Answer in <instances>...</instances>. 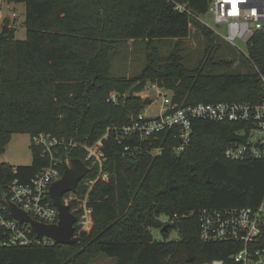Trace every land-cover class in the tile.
I'll use <instances>...</instances> for the list:
<instances>
[{
    "label": "trees",
    "instance_id": "trees-1",
    "mask_svg": "<svg viewBox=\"0 0 264 264\" xmlns=\"http://www.w3.org/2000/svg\"><path fill=\"white\" fill-rule=\"evenodd\" d=\"M8 1L26 4L27 33L16 39L8 23L0 32V152L15 133L100 142L110 178H100L90 190L95 223L90 232L77 227L78 242L0 245V264H88L101 254L115 257L117 264H234L231 255L243 245L202 240L198 214L204 207L257 205L264 195V160L224 155L228 136L240 125L199 120L182 151L170 132L126 140L141 144L135 156L122 153L113 131L105 134L142 111L145 89L154 84L171 90L182 104L261 99L264 34L256 33L248 53L238 56L229 45L221 51L214 30L194 21V33L203 35L205 46L193 61L184 44L192 19L165 0ZM178 1H188L199 15L209 6L208 0ZM130 40L142 43L145 66L136 75L117 74L115 59L125 64L123 46ZM111 92L118 93L117 102L108 101ZM32 149L33 163L19 165L17 175L11 174V164L1 163L0 180H26L44 167L40 148ZM69 154L85 160L87 151L75 147ZM86 163L91 167L86 178H96L99 165ZM82 183L78 194L88 190ZM69 204L74 209L81 202ZM161 215L171 224L158 240L153 229L164 226ZM172 231L177 233L170 238Z\"/></svg>",
    "mask_w": 264,
    "mask_h": 264
},
{
    "label": "built area",
    "instance_id": "built-area-1",
    "mask_svg": "<svg viewBox=\"0 0 264 264\" xmlns=\"http://www.w3.org/2000/svg\"><path fill=\"white\" fill-rule=\"evenodd\" d=\"M165 1L173 3L175 10L187 14L192 19L189 24L191 29L195 28L194 21L212 28L201 16L213 18L217 32L227 42L237 47H239L237 40L248 46L256 33L264 34V0H208V10L203 15L196 13L188 1ZM260 80L263 97L254 101H201L182 104L174 100L171 90L162 88V92L158 93L162 101L157 113L148 114L147 109L141 111L131 117L129 124L108 128L105 136L113 131L118 142L123 144L122 153L135 156L140 153L141 144L132 145L126 143V140L157 139L161 133L170 132L179 141L176 148L182 151L192 141L195 122L199 120L236 122L240 128L235 133L241 135L248 133V138L246 142L229 141L224 151L225 157L235 161L264 160V73L260 74ZM118 100V93L111 92L108 101ZM153 103L154 100L149 105ZM31 142L40 148L41 156L47 163L26 180L19 177L0 180V227L3 229L1 246L56 244L49 237L38 238L29 222H20L14 218L7 200L38 222L47 224L58 222L59 210L50 195V188L63 176L65 165L69 164L71 158L69 153L75 147H83L87 151L85 162L92 161L100 167L96 178H86L87 174L79 184L83 181L82 184L90 191L100 178L104 180L110 178V174L103 170L104 154L99 151L100 142L95 145L82 144L73 138L67 139L52 133L34 134L31 136ZM12 166L11 174L17 175L18 166ZM69 193L74 195L68 204L75 200L81 202L80 206L74 208V211L78 210L75 212L78 216L76 226L80 231H88L93 225L92 209L88 205L89 194L87 199H80L76 192ZM198 217L202 240L237 242L243 245L239 251L231 255L234 264H264V195L257 205L204 207Z\"/></svg>",
    "mask_w": 264,
    "mask_h": 264
},
{
    "label": "rangeland",
    "instance_id": "rangeland-1",
    "mask_svg": "<svg viewBox=\"0 0 264 264\" xmlns=\"http://www.w3.org/2000/svg\"><path fill=\"white\" fill-rule=\"evenodd\" d=\"M25 11H26V4L25 3H17V2H11L8 0H0V32L2 31L3 26L8 23L10 27H12L15 30V38L16 39H25L27 29L25 27ZM210 26H212L211 29L214 30L215 34L217 35L216 42L221 45V51L227 50V46H231L234 50L238 52V56L240 55V52H243L245 54L248 53V46L246 43L242 42L241 40H237V46L230 44L225 40L223 36H221L215 26L214 20L211 17L207 16H201ZM191 29V28H190ZM197 30V26L195 25V28L191 29L192 34L190 37L185 39V46H186V52L192 53L193 61H196L199 57V54L202 53L203 48L205 46V42L203 39V35L200 33H194ZM219 31H221L219 29ZM222 32V31H221ZM138 42H133L132 40L129 41V43L125 46H123L124 50L128 49V60H125V64H123L121 61L122 59L117 58L116 63L117 66H119L117 69H115V72L117 74H130V75H136L139 74L143 67L145 66L146 57L142 53L141 50L142 46ZM123 50V52H124ZM225 55L229 56V58H232L233 55L228 53V51L224 52ZM238 58V57H237ZM236 58L237 65L239 63V60ZM115 68V67H114ZM121 69V71H119ZM154 85H150L145 89L144 99L148 96L151 97V101L154 100V103L149 105L146 104V106L142 109V111L147 109L148 114H154L157 113L160 107V103L162 101V97H158V93L162 92V87H158ZM161 90V91H160ZM31 136L30 134L26 133H15L13 134L11 141L9 144L5 147V150L3 152H0V164L3 162H7L14 166L19 165H31L33 163V149L31 144ZM78 190V189H77ZM89 190H85V192L82 194H78V191L75 193L78 198L80 199H87ZM73 193H66L64 195V201L68 203V201L71 199ZM72 211L78 212L77 209H72ZM93 217V216H92ZM161 219L164 220L165 224L169 223V218L166 215H161ZM94 218H93V225L88 230V232L92 231L94 227ZM164 224V225H165ZM176 231H172L169 235L170 238L174 237L176 235ZM79 234V230L76 233ZM153 234L155 238L158 240L164 239L163 233L158 228L153 229ZM88 264H117V259L115 257H109L104 254L98 255L97 257H94L91 259V261Z\"/></svg>",
    "mask_w": 264,
    "mask_h": 264
},
{
    "label": "water",
    "instance_id": "water-1",
    "mask_svg": "<svg viewBox=\"0 0 264 264\" xmlns=\"http://www.w3.org/2000/svg\"><path fill=\"white\" fill-rule=\"evenodd\" d=\"M211 16V14H209ZM151 102V97L144 99L145 104ZM248 133L245 135L232 132L228 136L229 141L241 140L246 142ZM65 160V157H64ZM91 171V167L78 157L69 158V164L65 165L63 176L55 181L50 188V195L54 204L59 210V219L56 223H42L33 219L24 210L17 207L14 203L7 200L9 210L13 217L20 222H29L38 238L49 237L60 244H73L80 240V236L76 234L78 216L72 211L70 204L63 201V196L69 192H77L79 182ZM171 223H166L161 232L167 231Z\"/></svg>",
    "mask_w": 264,
    "mask_h": 264
}]
</instances>
